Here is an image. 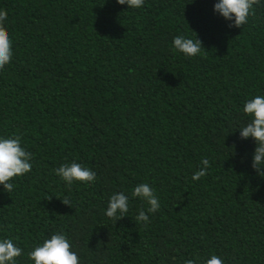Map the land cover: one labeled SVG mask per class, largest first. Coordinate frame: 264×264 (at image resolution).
<instances>
[{"label": "trees", "instance_id": "16d2710c", "mask_svg": "<svg viewBox=\"0 0 264 264\" xmlns=\"http://www.w3.org/2000/svg\"><path fill=\"white\" fill-rule=\"evenodd\" d=\"M215 2L0 0L14 48L0 70V136L21 135L33 157L11 193L0 186V237L24 250L18 264L56 232L82 264H264V177L238 130L243 102L264 95V4L230 27ZM181 34L204 50L177 52ZM204 158L208 174L193 181ZM72 162L96 180L66 186L54 169ZM140 183L160 199L150 223L131 197L126 217L108 218L109 196Z\"/></svg>", "mask_w": 264, "mask_h": 264}, {"label": "clouds", "instance_id": "9594fccd", "mask_svg": "<svg viewBox=\"0 0 264 264\" xmlns=\"http://www.w3.org/2000/svg\"><path fill=\"white\" fill-rule=\"evenodd\" d=\"M119 5H126L127 9L140 10L145 5V0H116ZM264 4V0H216L213 11L230 27H242L247 24L254 5ZM9 22V14L0 9V70L9 65L14 58L13 41L6 29ZM172 47L186 58L196 57L200 54L201 41L195 35L189 38L183 34L177 35L172 40ZM248 122L240 127L241 139L255 141L256 147L252 157V167L257 175L264 177V95H256L243 102L241 109ZM32 154L23 146L22 136H0V186L9 193L15 187L14 178H19L31 172ZM210 161L204 158L200 161V167L191 177L193 181H199L208 174ZM55 175L71 187L74 183L91 184L96 180V173L80 163H64L54 169ZM130 197L144 202L145 208L138 209L136 220L145 225L150 223V217L160 210L161 204L155 189L149 183L137 184L130 194L125 191L113 192L108 198L107 207L104 210L108 218L117 221L126 217L129 212ZM65 205L70 201L62 200ZM24 253L18 241L11 237H0V264H18V258ZM31 264H82L80 254L74 249L69 237L62 232H56L50 237L38 243L27 254ZM185 264H225L222 257L211 255L207 259L196 256L186 260Z\"/></svg>", "mask_w": 264, "mask_h": 264}]
</instances>
